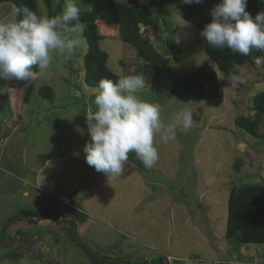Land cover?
<instances>
[{
  "label": "rangeland",
  "instance_id": "obj_1",
  "mask_svg": "<svg viewBox=\"0 0 264 264\" xmlns=\"http://www.w3.org/2000/svg\"><path fill=\"white\" fill-rule=\"evenodd\" d=\"M59 1L55 0L56 4ZM122 1L148 4V0ZM37 3L39 15L48 16L44 1ZM79 7L81 11L84 8L81 3ZM15 11L13 4L0 5V19L11 18ZM148 13L153 23L144 34L170 59L160 74L158 86L167 89L177 79L189 77L209 64L218 73L220 97L194 102L187 90L173 94L161 105V121L174 126L179 113L191 111L193 124L189 131L177 129L175 139L166 143L159 135L155 137L159 159L150 168V174L136 160L127 163L122 176L108 177L89 166L83 152L90 139L85 112L95 108V90L88 89L83 74L82 82H73L74 86L65 80L72 76L65 67L66 61L77 70L84 69L87 41L83 33L79 34L81 44L74 56L66 60L55 53L52 66L43 75L27 82H12L8 94L0 96V112L6 117L13 114L8 99L11 106L16 99L17 109L20 107L14 120L6 125L0 123V230L5 222L22 216H18L20 212L15 214L22 207H28V211L49 208L47 215L52 219L59 216L57 210L69 217L63 201L78 206L76 209L88 218L70 228V235L75 238L77 232L83 242L104 258L126 264H152L159 258L163 264H264V246L240 245L226 239L228 199L233 186L257 185L264 193V122L258 138L236 125L238 118L249 116L253 97L264 91V62L254 67L242 65L238 75L223 73L206 56L201 31L182 18L178 4L166 16L169 30L176 29L178 47L172 53L167 47L164 22L150 9ZM109 26L115 28L110 34ZM100 27L104 36L101 47L109 54V69L121 77L135 74V50L119 38L118 26L102 21ZM236 77L244 83L233 87ZM31 83L35 88L29 105L23 97ZM44 84L54 89L53 101L39 97L37 89ZM150 90L146 84L139 95L145 97ZM65 184L70 186V193L56 195L55 190L63 191ZM23 190L30 196L24 197ZM44 216H28L27 220L8 224L7 234L21 223L41 225ZM46 222L55 226L53 221ZM46 222L41 225L44 233L49 228ZM32 233L28 236L36 234ZM54 238L55 234H39L34 240L45 246L52 244V255L57 252L58 257H64ZM70 250L62 264H98L82 247ZM32 260L22 257L0 264H36Z\"/></svg>",
  "mask_w": 264,
  "mask_h": 264
},
{
  "label": "clouds",
  "instance_id": "obj_2",
  "mask_svg": "<svg viewBox=\"0 0 264 264\" xmlns=\"http://www.w3.org/2000/svg\"><path fill=\"white\" fill-rule=\"evenodd\" d=\"M183 2L191 4L194 0ZM246 8L247 0H220L210 10L211 19L200 36L213 48H229L244 56L253 50L264 52V11L253 15ZM80 15L77 0H63L62 11L53 17L37 15L23 6L16 9L11 18L0 19V96L8 94L12 82H27L43 75L52 66L55 53L66 60L74 56L81 44L79 34L86 27ZM146 28L142 26V32ZM254 62L259 66L264 57H256ZM243 83V79L236 77L232 86ZM145 85L142 73L125 75L116 81L103 78L95 90V108L85 112L90 138L83 148L85 162L108 177L124 174L130 154L145 168H152L159 159L155 137L159 135L166 143L175 139L177 129L187 132L193 124V113L183 111L177 115L174 126L164 125L161 106L139 95ZM40 244L38 240L36 247L39 250L42 247L41 253L47 254L41 260L55 263L57 258L59 264L57 252L52 255L48 247ZM108 261L99 262L110 263Z\"/></svg>",
  "mask_w": 264,
  "mask_h": 264
},
{
  "label": "trees",
  "instance_id": "obj_3",
  "mask_svg": "<svg viewBox=\"0 0 264 264\" xmlns=\"http://www.w3.org/2000/svg\"><path fill=\"white\" fill-rule=\"evenodd\" d=\"M38 0H0V5L13 4L16 9L27 6L39 15ZM48 11V16L53 17L62 11L63 0L56 4L55 0H43ZM79 0H77L78 2ZM78 2L84 6L81 11L80 20L86 25L83 31V38L87 41V52L84 56V69L79 70L72 67L70 61H66L65 67L72 72V76L65 78L67 83L78 84L82 82L84 75L85 84L88 89L96 90L101 79L107 78L113 81L121 76L109 69V54L101 47L103 35L101 34L100 24L102 21L107 24L118 26L119 38L128 46L133 48L136 53L135 74L142 73L147 85L151 90L143 99L164 105L172 95L180 90H187L192 93L194 102L214 101L220 97L219 77L216 70L209 64L199 67L191 76L177 79L173 86L162 89L158 86L160 74L170 64V59L159 52L142 32V26L150 27L153 23L150 12H153L164 22L167 36L168 50L175 52L178 44L176 41V29L169 30L168 20L166 18L168 10L177 4L181 6L182 18L195 26L200 31L204 25L211 19L210 10L220 2V0H202L196 3L186 4L183 0H148L147 5H140L138 2H123L122 0H81ZM145 1V0H142ZM246 10L255 15L259 11H264V0H247ZM20 17H17L19 19ZM172 24V23H171ZM115 28L108 27L110 30ZM107 34V32H106ZM113 34V33H111ZM204 40V39H203ZM204 51L206 56L214 62L217 67L225 74L238 75L240 66H256L254 59L264 57V52L251 51L249 55L244 56L229 48H213L204 41ZM70 62V63H69ZM122 66L125 64L121 62ZM75 66V65H74ZM38 71L37 69H34ZM72 80V81H69ZM82 84V83H81ZM74 86V85H73ZM158 86V87H156ZM83 87V85H82ZM156 87V88H154ZM34 84L31 83L23 100L29 103L34 91ZM73 88V87H72ZM38 95L47 101H53L56 97L54 89L48 84L38 87ZM71 91V90H70ZM71 94V93H70ZM72 95V94H71ZM74 95V94H73ZM254 113V115H253ZM264 122V91L257 93L252 100L250 114L246 117H240L236 120L238 128L244 130L252 137L258 138L259 128ZM137 159L133 154L129 155L128 162H134ZM143 166V165H141ZM145 172H153L151 169L142 168ZM149 173V174H150ZM251 173V172H250ZM251 174H249L250 176ZM246 176V177H249ZM264 184V179H262ZM67 207V206H66ZM78 208V206L76 207ZM73 206H68V216L65 217L61 211L58 217L51 218L47 215L49 208L37 209L35 211L23 210L19 215L39 216L45 215V221H53L54 225L62 228L56 234L57 241L60 243L59 252L64 253L65 259L69 256L71 248L82 247L74 236L68 232L74 225L62 221L84 222L87 216ZM17 216V217H18ZM19 218V217H18ZM42 219V222H44ZM50 233V231H48ZM53 233V231H51ZM63 237H61V236ZM226 239L237 242L240 245H262L264 246V193L262 188L252 184L234 185L231 189L228 199V220L226 227ZM69 244V247H68ZM88 256L95 262L101 264L99 260L82 247ZM35 257V256H34ZM64 257H60L62 260ZM37 260L40 258L36 256ZM108 264V263H105ZM114 264V263H111ZM126 264V262H123ZM132 264V263H131ZM148 264V263H144ZM152 264H163V259L159 258L152 261Z\"/></svg>",
  "mask_w": 264,
  "mask_h": 264
},
{
  "label": "crops",
  "instance_id": "obj_4",
  "mask_svg": "<svg viewBox=\"0 0 264 264\" xmlns=\"http://www.w3.org/2000/svg\"><path fill=\"white\" fill-rule=\"evenodd\" d=\"M4 99L6 100V98L4 97ZM7 102V105H8V107H10V111H11V114L13 115H11V116H9V117H6L5 115H3L2 114V112H0V123H4L5 125L6 124H9L10 122V120L12 119V120H14L15 119V116L18 114V110L20 109V107H19V109H17V105H16V103H17V100L15 99L14 100V102H13V106H11L10 105V100L8 99V101H6ZM10 102V103H9ZM15 103V104H14ZM29 104V103H28ZM30 105V104H29ZM11 107H13V109L11 108ZM28 110V109H27ZM25 114L27 115V118H28V112L26 111L25 112ZM2 117H3V122H2ZM26 119V118H25ZM27 120V119H26ZM20 124V123H19ZM9 141V137H7V139H6V142H8ZM36 167V166H35ZM34 167V168H35ZM18 168V167H17ZM69 185H67V184H65V187H64V189H63V191H58V190H55V194L56 195H60L61 194V196L62 195H64V194H69L70 193V186L68 187ZM74 186V185H73ZM39 187V186H38ZM41 188V187H40ZM43 189H45L46 190V192H51V190H49V189H46L45 187L44 188H41V190L42 191H44ZM22 195L24 196V197H28V196H30L29 194H28V192L26 191V190H23V193H22ZM80 200V199H79ZM79 200H78V202H79ZM64 206H66L65 204H63ZM27 208V210H28V207H22V209H20V208H17L18 209V212L17 213H15V214H18L19 212H21L22 210H24V209H26ZM10 209H12L13 211H14V209L13 208H10ZM38 208H36V210H37ZM40 209V208H39ZM42 209V208H41ZM8 214V213H7ZM85 214V213H84ZM9 215V214H8ZM9 219L8 220H10L11 219V217H8ZM22 220V219H21ZM29 221V220H28ZM8 222V221H7ZM44 222H46V221H44ZM44 222H41L40 224L42 225ZM6 223V222H5ZM45 224H47L48 225V229H45L46 230V233H44V230H43V227L41 226V225H36V224H30V223H21V224H19V225H15L14 226V228L13 229H11L10 231H9V235L10 236H14L16 233H17V231H20V232H23L22 231V228H24L25 229V233H32V231L33 232H35V233H32V234H35L34 235V237L35 238H37L38 236H39V234L40 235H42V236H54V234L53 233H51V231H53V232H58V231H61V229L62 228H60V227H58V226H52L53 224H49L48 222H46ZM48 231H50V233L48 232ZM38 232V233H37ZM58 234V233H57ZM61 236V235H60ZM62 237V236H61ZM63 238V237H62ZM54 244H55V246H56V248H57V250H58V248H60V243L57 241V237H56V235H55V238H54ZM41 245V244H40ZM48 249L49 250H53V246H49L48 247ZM58 257V256H57ZM30 257H28V259H29ZM59 258V260H60V263H62V260L60 259V257H58ZM33 261V260H32ZM34 262H36V261H34ZM261 262H262V260H261ZM36 264H43L42 262H40L39 261V263L38 262H36Z\"/></svg>",
  "mask_w": 264,
  "mask_h": 264
},
{
  "label": "water",
  "instance_id": "obj_5",
  "mask_svg": "<svg viewBox=\"0 0 264 264\" xmlns=\"http://www.w3.org/2000/svg\"><path fill=\"white\" fill-rule=\"evenodd\" d=\"M28 218H29L28 216L22 215L18 219H14V220H11V221H8V222L4 223L3 229H2L1 234H0V250H3V249H15V250L13 252H11L10 254H6V255H3V256H0V262H3L5 260H18L19 258H21V256L25 255L24 254V249H21L20 247L18 249L17 247L12 246L13 243L16 242V240H13V241H10V242H7L5 240V228H6V226L8 224H12V223L17 222L18 220H21V219L27 220ZM37 220H39V218ZM63 222L69 223V222H66V221H63ZM29 239H30L32 245H34V247H36V245L38 244V242H37L38 240L35 241L33 239V236H30ZM75 240H76V242L79 245L84 247L88 252H90L93 256H95L101 263H104L105 261H108V259H106L103 256H101L97 251H95L93 248H91L89 245H87L85 242H83L81 240V238L79 237V235L77 234V232L75 233ZM17 250H20V255L18 257L15 256L17 254ZM36 253H37V255L39 256L40 259H42V260L45 259V256L41 252L37 251ZM47 263L48 264H58L57 262L54 263L52 261H49ZM117 264H121V263L118 262Z\"/></svg>",
  "mask_w": 264,
  "mask_h": 264
},
{
  "label": "flooded vegetation",
  "instance_id": "obj_6",
  "mask_svg": "<svg viewBox=\"0 0 264 264\" xmlns=\"http://www.w3.org/2000/svg\"><path fill=\"white\" fill-rule=\"evenodd\" d=\"M66 221V220H65ZM66 222H69V223H72V225H75L76 226V223L75 222H73V221H66ZM68 224V223H67ZM8 226V225H7ZM7 226H6V228H5V240L7 241V242H10V241H13V240H16V242L15 243H13V245L12 246H14V247H17L18 249H19V247L21 248V249H24V254L25 255H23V256H21V258L22 257H30L31 259H33V261H36V262H38V261H40V260H37V258H36V256H38L37 255V251H39V252H41L42 251V247L40 248V250H39V247L37 246V247H34V245H32V243H31V241H30V239H29V237L30 236H28V235H30L29 233L27 234V233H25V232H20V231H17V233L12 237V236H10L9 234H7V232H8V228H7ZM2 229H3V227H2ZM2 229L0 230V234H1V231H2ZM56 235V234H55ZM39 237V236H38ZM38 242V241H37ZM43 243H45V242H43ZM49 243L45 246V244H41L40 246H44V247H49ZM52 245V244H51ZM50 245V246H51ZM15 249H3V250H0V256H3V255H6V254H10L11 252H13ZM42 253H44V252H42ZM20 255V250H17V254L15 255L16 257H18ZM43 255H47V254H43ZM35 256V257H34ZM49 256H50V253L48 254V256H47V258H49ZM39 257V256H38ZM21 258H19V259H21ZM108 258V257H107ZM18 259V260H19ZM14 261H16V260H14ZM40 262H42L43 264H47V262H49L48 260H45V261H40ZM56 262H57V258H56ZM58 262H59V264H62V263H60V260H59V258H58ZM108 262H110V261H108Z\"/></svg>",
  "mask_w": 264,
  "mask_h": 264
}]
</instances>
